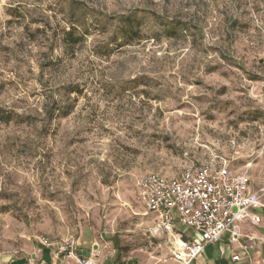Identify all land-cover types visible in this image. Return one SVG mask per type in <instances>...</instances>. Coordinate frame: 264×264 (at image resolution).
<instances>
[{
    "label": "rangeland",
    "instance_id": "obj_1",
    "mask_svg": "<svg viewBox=\"0 0 264 264\" xmlns=\"http://www.w3.org/2000/svg\"><path fill=\"white\" fill-rule=\"evenodd\" d=\"M263 75L264 0H0V264L86 232L172 257L138 184L217 154L264 190Z\"/></svg>",
    "mask_w": 264,
    "mask_h": 264
},
{
    "label": "built area",
    "instance_id": "obj_2",
    "mask_svg": "<svg viewBox=\"0 0 264 264\" xmlns=\"http://www.w3.org/2000/svg\"><path fill=\"white\" fill-rule=\"evenodd\" d=\"M264 85V75H263ZM139 197L145 209L144 216H153L155 224L149 230L153 236H167L171 242L172 258L181 264H192L206 246L218 243L225 234L236 241L238 225L247 219L259 224L256 214L262 209L264 190H255L250 177V166L237 174L223 156L212 154L199 164L185 167L178 175L166 177L153 174L138 184ZM181 224L201 236L200 243L190 244L176 230ZM53 249L54 256L74 264H100L92 258L81 259L77 246L71 241H40ZM239 260L238 256L233 257Z\"/></svg>",
    "mask_w": 264,
    "mask_h": 264
},
{
    "label": "crops",
    "instance_id": "obj_3",
    "mask_svg": "<svg viewBox=\"0 0 264 264\" xmlns=\"http://www.w3.org/2000/svg\"><path fill=\"white\" fill-rule=\"evenodd\" d=\"M263 191V190H262ZM260 191L259 193H261ZM264 206V196L262 198ZM260 217L259 224L247 219L238 225L239 238L234 241L230 234H225L216 244L206 246L203 253L192 264H264V207L256 211ZM146 217V216H145ZM151 223L155 224L153 216H147ZM184 239L190 243H200L201 236L193 230L186 229L183 225H176ZM153 236V235H152ZM155 238H168L167 236H153ZM77 246V255L81 258H92L100 264H181L156 252L129 255L121 259L115 250L114 240L100 243L94 233H83L74 241ZM168 250L171 254V242H168ZM239 260L234 261L233 257ZM10 264H74L73 260L62 261L54 256L53 249L43 246L32 249L28 254L11 259Z\"/></svg>",
    "mask_w": 264,
    "mask_h": 264
},
{
    "label": "trees",
    "instance_id": "obj_4",
    "mask_svg": "<svg viewBox=\"0 0 264 264\" xmlns=\"http://www.w3.org/2000/svg\"><path fill=\"white\" fill-rule=\"evenodd\" d=\"M122 24V29H121V48L128 46V43L131 42V40H134L135 38H138L140 35L138 33L137 28L139 25H136L135 21L131 17H125L121 21ZM164 31L169 30L168 27L163 25ZM74 31V29H73ZM73 31L68 32L66 34V42L68 46H73L78 44L80 41L78 39L74 38ZM59 109H51L50 111L47 112V118L49 120H53L54 117L57 114H60Z\"/></svg>",
    "mask_w": 264,
    "mask_h": 264
}]
</instances>
